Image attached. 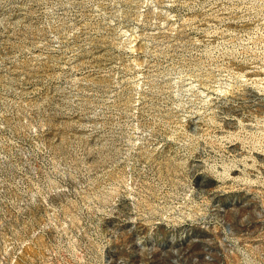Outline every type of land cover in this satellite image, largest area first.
<instances>
[{"label": "rangeland", "instance_id": "rangeland-1", "mask_svg": "<svg viewBox=\"0 0 264 264\" xmlns=\"http://www.w3.org/2000/svg\"><path fill=\"white\" fill-rule=\"evenodd\" d=\"M0 264H264V0H0Z\"/></svg>", "mask_w": 264, "mask_h": 264}]
</instances>
